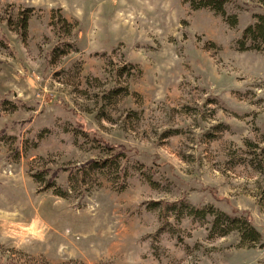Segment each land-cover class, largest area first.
Wrapping results in <instances>:
<instances>
[{"label": "rangeland", "instance_id": "1", "mask_svg": "<svg viewBox=\"0 0 264 264\" xmlns=\"http://www.w3.org/2000/svg\"><path fill=\"white\" fill-rule=\"evenodd\" d=\"M227 11L233 26L188 0H0V40L9 43L0 41L3 260L264 264V246L235 232L212 236L207 220L184 214L169 211L162 224L147 204L184 198L247 210L264 240V51L235 46L264 0H228ZM117 68L121 90L99 109ZM71 130L129 151L122 190L97 170L81 183L68 177L106 155L96 142L76 144ZM59 165L66 197L33 176Z\"/></svg>", "mask_w": 264, "mask_h": 264}, {"label": "trees", "instance_id": "2", "mask_svg": "<svg viewBox=\"0 0 264 264\" xmlns=\"http://www.w3.org/2000/svg\"><path fill=\"white\" fill-rule=\"evenodd\" d=\"M191 8H208L219 14L223 20L230 26L237 23L235 14L227 11L228 0H188ZM261 1V0H258ZM254 21L248 23L241 31L239 38L236 40V48L240 51L254 49L264 51V12L254 13ZM58 24V19L55 21ZM17 30L20 35H23L27 29V17L22 16L17 24ZM6 47H9L8 41L1 39ZM63 45V44H62ZM61 45V46H62ZM54 50V48H53ZM130 64V63H129ZM119 68L116 69L114 82L105 89V91L98 95V108L101 109L104 105V99L110 98L114 93L119 92L121 89L117 84L116 74ZM66 105L63 104V107ZM71 134L75 138V143L89 144L96 142L100 151L106 153L104 157L89 158L83 163H78L69 172L68 177L74 179L76 182H82L85 176H89L93 170L105 175V177L112 183H116L117 190H122L126 181V166L131 158V154L122 144L110 143L94 132L87 131L86 133L79 134L71 130ZM64 167L57 166L55 168L48 167L46 169L38 168L34 171L33 176L38 181L44 182V187L50 189L52 193L59 197L68 196V189L63 186L55 185V179L63 170ZM139 172L144 175L145 180L153 185L158 183L153 173L148 172L146 167L139 169ZM97 182V179L95 180ZM212 190V189H211ZM79 198H85V189H80ZM148 208L158 209V218L162 224L167 223V212H171L176 218L181 215H186L191 219L200 221H208L209 233L212 236H226L233 232L237 233L240 240L248 244H260L264 246L263 234L254 224L252 216L247 210H240L233 208L232 213L223 211L213 205H190L186 199L178 198L173 201L155 200L149 201ZM0 264H19L8 259L3 260L0 256Z\"/></svg>", "mask_w": 264, "mask_h": 264}]
</instances>
